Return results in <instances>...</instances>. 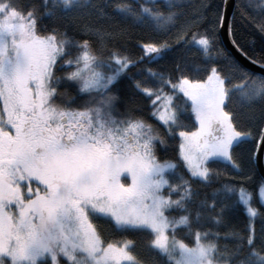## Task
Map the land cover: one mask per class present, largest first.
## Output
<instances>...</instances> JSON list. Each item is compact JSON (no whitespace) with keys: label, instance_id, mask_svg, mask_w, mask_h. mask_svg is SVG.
Here are the masks:
<instances>
[{"label":"snow or ice","instance_id":"obj_1","mask_svg":"<svg viewBox=\"0 0 264 264\" xmlns=\"http://www.w3.org/2000/svg\"><path fill=\"white\" fill-rule=\"evenodd\" d=\"M210 7L187 14L186 0H0V264H157L135 253L130 232L147 236L159 264H264L253 224L264 181L255 193L242 179L214 189L211 199L199 192L216 161L244 170L233 151L252 133L238 129V116L264 124V107L228 109L233 93L241 105L264 101V57H249L257 72L218 49L215 30L226 14L217 6L209 20ZM237 8L253 22L245 9L259 12L255 26L264 34V0ZM113 15L167 38L137 41L139 55L110 46L119 33L99 22ZM227 19L232 44L246 55ZM174 28L176 44L202 55L194 66L177 61L175 76L150 66L171 51ZM235 74L240 79L232 82ZM123 77L163 131L135 108H116L112 89ZM260 132L264 137V127ZM169 149L174 155L161 157ZM237 203L246 230L221 231L225 210ZM99 221L120 238L105 239Z\"/></svg>","mask_w":264,"mask_h":264},{"label":"trees","instance_id":"obj_2","mask_svg":"<svg viewBox=\"0 0 264 264\" xmlns=\"http://www.w3.org/2000/svg\"><path fill=\"white\" fill-rule=\"evenodd\" d=\"M135 3V0H132ZM225 0H186L185 11L187 14H191L194 8H198L201 4L211 5L208 9L206 15L208 19H211V13L219 7H224ZM241 5L247 4V0H234L232 12L230 18L233 19V33L237 43L242 47L243 53H246V57L259 58L264 57V34H261L255 24L261 22L262 17L259 12H254L252 9H245L248 13L256 17V20L249 21L244 19L241 16V9L237 8V4ZM47 23V21H45ZM58 23H63L58 21ZM103 27L110 29L113 32L119 33L115 40L109 41V45L115 44L121 49H126L130 53L135 55L140 54V49L136 46L137 41L141 40H159L167 38L163 33L155 32L151 27L147 25H142L134 22L131 19H123L118 15H113L111 19H106L99 22ZM208 27L207 22L203 23L199 31H204ZM75 30V28L70 29ZM177 29H172L170 35V43L173 44L171 51L165 56L164 59L153 62L150 66L156 68L157 70H163L165 72L171 73L175 76V64L179 61L182 65L187 64L189 66H194L202 63V55L196 46H188L187 44H176L175 43V32ZM196 28H193L192 31H196ZM79 34V33H77ZM188 36H191V32L188 33ZM94 45L98 46V42L93 37ZM214 45L218 49H222L225 54H227L232 60H234L222 46L220 37H219V25L215 30L214 35ZM251 60V59H250ZM235 61V60H234ZM236 62V61H235ZM219 65L227 71V62L223 57L218 59ZM140 65H138L139 67ZM131 72H135V69H131ZM193 75H203V73H193ZM143 74L141 73L139 77L142 78ZM240 79L239 74L232 76V82ZM112 91L116 94L117 99L115 100L116 108L120 111H124L127 108L137 109V114L143 115L150 123H153L157 127L161 128L154 117L150 115V107L148 102L143 98L142 95L138 94L132 82L128 77L121 78L116 85L113 87ZM182 96L178 99V103L182 101ZM264 107V101L256 100L252 104H243L241 105L240 98L238 94L233 93L232 99L229 101L228 109L234 112L243 113L249 109H254L259 111ZM187 122V121H186ZM194 123V122H193ZM237 127L242 131H251L252 135L248 137L242 147L236 148L233 151V156L238 160L242 161L244 165V170L242 172H237V170L232 169L230 165H227L224 161H216L211 167L215 170L212 181L207 186H199V192L201 198L207 196L209 199L212 197L214 189L221 188L226 182H234L239 186V182L242 179L244 186L251 192L255 193L258 185L262 182L259 173L256 170L254 160L249 162V156L251 153H255L257 142L260 138L261 132L260 128L264 127V124L259 122H251L242 116H238ZM190 130V129H189ZM170 143H174L170 141ZM161 157L172 156L174 153L169 149L166 153L161 152ZM263 164H264V150H263ZM216 172H219V175H216ZM235 199V196L232 197ZM220 206V200L217 198V208ZM254 206L259 210V215L253 218V224L256 232V243L257 245L264 242V206L261 205L258 201V197L254 198ZM212 210H209L208 216L212 215ZM101 226V231L105 239L120 238L122 235L120 232L115 230L109 222L99 221ZM210 223V222H209ZM248 224V217L243 211L241 205L232 204L224 212V223L217 226L221 231L227 229H234L237 231H245ZM202 226H208V224H203ZM130 238L136 240V247L134 249L135 253L146 261H151L155 259L157 264H159L160 258L154 256V254L149 251L145 245L147 236L143 233H127ZM178 237L185 239L186 242H191V238L185 234L184 231L178 233Z\"/></svg>","mask_w":264,"mask_h":264},{"label":"water","instance_id":"obj_3","mask_svg":"<svg viewBox=\"0 0 264 264\" xmlns=\"http://www.w3.org/2000/svg\"><path fill=\"white\" fill-rule=\"evenodd\" d=\"M234 0H226V6L224 3V10L226 14V19L224 21L223 26H219V37L224 47L225 51L238 63L241 65L250 67L255 69L257 72L260 71L259 65L252 64L251 60L247 58L242 52L237 51L236 47L232 44L231 39L228 35V19L230 18L232 8H233ZM263 150H264V137L260 135V138L257 142L256 146V158L254 159V164L256 167L257 172L259 173L260 177L264 181V164H263Z\"/></svg>","mask_w":264,"mask_h":264},{"label":"rangeland","instance_id":"obj_4","mask_svg":"<svg viewBox=\"0 0 264 264\" xmlns=\"http://www.w3.org/2000/svg\"><path fill=\"white\" fill-rule=\"evenodd\" d=\"M264 206V205H263Z\"/></svg>","mask_w":264,"mask_h":264}]
</instances>
